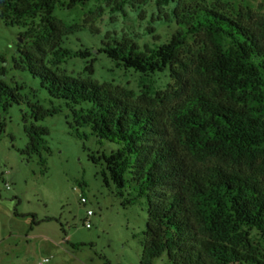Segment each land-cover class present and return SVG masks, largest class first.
<instances>
[{
  "label": "trees",
  "instance_id": "1",
  "mask_svg": "<svg viewBox=\"0 0 264 264\" xmlns=\"http://www.w3.org/2000/svg\"><path fill=\"white\" fill-rule=\"evenodd\" d=\"M88 1L0 0V18L27 26L20 36L34 40L19 49L15 66L67 104L71 133L116 144L88 158L101 165L103 181L119 195L125 187L132 190L134 197L124 203L146 198L139 264H153L163 254L169 264H264V13L179 4L171 10L175 30L166 41L140 45L102 35L95 47L73 50L63 45L59 33L66 26L53 11ZM112 2L120 8L125 0ZM196 37L199 46L190 51ZM97 54L141 77L169 72L181 78L189 61L198 80L186 79V94L161 107L147 85L138 94L59 69L67 59L92 56L85 69L93 74ZM5 72L0 67V139L3 114L25 98L4 80ZM27 104L34 122L60 112ZM23 121L27 142L21 154L48 150V129L27 124L25 115Z\"/></svg>",
  "mask_w": 264,
  "mask_h": 264
},
{
  "label": "rangeland",
  "instance_id": "2",
  "mask_svg": "<svg viewBox=\"0 0 264 264\" xmlns=\"http://www.w3.org/2000/svg\"><path fill=\"white\" fill-rule=\"evenodd\" d=\"M196 3L248 7L264 13V0H125L120 8L112 0H90L71 10L56 5L53 15L66 26L59 33L63 45L73 50L83 48L82 45L95 47L102 35L128 37L140 45L154 46L166 41L175 30L171 10L179 4ZM26 29L25 25L8 24L0 18V67L6 70L4 80L17 86L25 97L3 114L0 264H38L43 258L48 259L44 264H139L140 240L147 218L146 198L124 203L134 197L132 190L125 187L119 195L112 182L103 181L101 165L88 158L90 153L110 152L116 144L92 135L85 140L73 135L67 124L71 121L67 104L50 97L38 78L15 66L20 62L19 49L29 47L34 40L20 36ZM199 40L196 37L189 41L190 51L199 46ZM91 58L67 59L59 69L138 94L147 85L152 95L158 93L161 107L175 104L186 94V79L198 80L189 61L181 78L169 72L141 77L117 68L104 54H97L94 73L90 74L85 65ZM27 102L58 107L60 112L34 122ZM24 115L27 124L33 122L48 129L44 137L48 150L39 155L28 157L20 152L27 142ZM81 131L89 133L88 128ZM88 209L92 215L86 214ZM33 216L37 223L31 224ZM87 222L89 227L85 226ZM153 264L169 262L163 254Z\"/></svg>",
  "mask_w": 264,
  "mask_h": 264
},
{
  "label": "built area",
  "instance_id": "3",
  "mask_svg": "<svg viewBox=\"0 0 264 264\" xmlns=\"http://www.w3.org/2000/svg\"><path fill=\"white\" fill-rule=\"evenodd\" d=\"M81 202H83V203L85 202V199H84L83 197L81 198ZM86 214H87V215H92L93 212H92V210L88 209V210L86 211ZM85 226H86V227H89L90 224L87 222V223L85 224ZM47 261H48L47 258H43V259H41V260L39 261L38 264H44V263H46Z\"/></svg>",
  "mask_w": 264,
  "mask_h": 264
}]
</instances>
